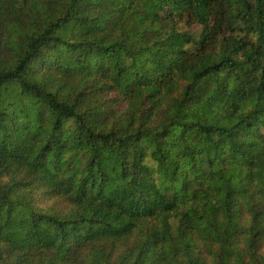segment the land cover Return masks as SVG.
I'll list each match as a JSON object with an SVG mask.
<instances>
[{"label": "trees", "instance_id": "obj_1", "mask_svg": "<svg viewBox=\"0 0 264 264\" xmlns=\"http://www.w3.org/2000/svg\"><path fill=\"white\" fill-rule=\"evenodd\" d=\"M261 128L264 0H0V264H264Z\"/></svg>", "mask_w": 264, "mask_h": 264}, {"label": "rangeland", "instance_id": "obj_2", "mask_svg": "<svg viewBox=\"0 0 264 264\" xmlns=\"http://www.w3.org/2000/svg\"><path fill=\"white\" fill-rule=\"evenodd\" d=\"M260 134H263V135H264V128H261V130H260ZM197 243H198V245H199V248H201V249L198 250V252L203 253V255L205 254V257L208 259V258H209V254H208L207 251H205V248L208 249V247H207V245H206L207 242H205L204 239H203V240H197ZM261 245H262V249H263V251H264V240L261 242ZM202 250H203V251H202ZM206 253H207V254H206ZM211 259H212V258H210V259H208V260L210 261Z\"/></svg>", "mask_w": 264, "mask_h": 264}]
</instances>
